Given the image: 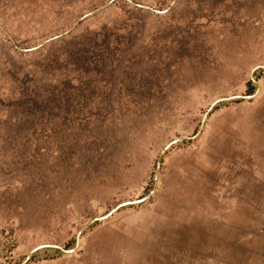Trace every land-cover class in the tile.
<instances>
[{
	"label": "rangeland",
	"instance_id": "374dc122",
	"mask_svg": "<svg viewBox=\"0 0 264 264\" xmlns=\"http://www.w3.org/2000/svg\"><path fill=\"white\" fill-rule=\"evenodd\" d=\"M259 64L264 0H0V264L70 249L146 195L163 146L232 94L253 95L214 104L151 195L79 241L85 264H264Z\"/></svg>",
	"mask_w": 264,
	"mask_h": 264
},
{
	"label": "water",
	"instance_id": "95a60500",
	"mask_svg": "<svg viewBox=\"0 0 264 264\" xmlns=\"http://www.w3.org/2000/svg\"><path fill=\"white\" fill-rule=\"evenodd\" d=\"M107 4L106 3H103L101 6L98 7V9H101L103 8L105 5ZM139 7H143L145 9H151L153 10L151 7L147 6V5H144V4H135ZM95 10H91V11H88L87 13H84L82 14L75 22L74 24H76L80 19H82L83 17H85L86 15L94 12ZM72 28V26L70 27V29ZM69 29H67L66 31H63L61 33H58L48 39H51V38H54V37H58L66 32H68ZM46 39V40H48ZM258 67H262L264 68V65H256L255 67H253L250 72H249V77L250 79L256 83V81L254 80L253 78V75H252V72L255 68H258ZM255 90H257V85L255 86ZM253 95V94H251ZM251 95H240V94H232V95H227V96H222V97H217L215 99H213L209 105L207 106L206 110L204 111V113L202 114L201 116V121L199 123V127L197 128L196 132L194 134H192L191 136H187V137H179V138H175V139H172L170 141H168L164 146L163 148L159 151V153L157 154V159H156V163H155V171H154V176H153V181H152V184H151V187H150V190L148 191V193L146 195H144L143 197L141 198H138V199H135V200H129V201H123V202H120L118 204H116L114 207H112L108 212H106L105 214L103 215H100V216H97V217H92L91 219L87 220L85 223H83L79 228L78 230L76 231L75 233V236H74V241H73V247L70 248V249H64L62 246L60 245H57V244H52V243H45V244H39V245H36L34 246L33 248H31L29 251H27V253L25 254L24 258L22 259V261H20L18 264H23L25 263L28 258L32 255V253L37 250L38 248H41V247H53V248H56L62 252H69V251H72L78 244L79 242V237L80 235L82 234V232L87 228L89 227L91 224L101 220V219H105L106 217H108L111 213H113L116 209H118L120 206H123V205H126V204H131V203H139V202H142L143 200L147 199L152 191L154 190V186L156 184V179H157V175H158V170H159V167H160V163H161V157H162V154L164 153V151L172 144V143H176V142H180L182 141L183 139H189V138H192L194 137L197 133H199L201 131V127L203 125V121L204 119L206 118L207 114L209 113V111L211 110V108L213 107L214 104H216L217 102L219 101H223V100H228V99H231V98H237V97H249Z\"/></svg>",
	"mask_w": 264,
	"mask_h": 264
},
{
	"label": "crops",
	"instance_id": "0c3cea01",
	"mask_svg": "<svg viewBox=\"0 0 264 264\" xmlns=\"http://www.w3.org/2000/svg\"><path fill=\"white\" fill-rule=\"evenodd\" d=\"M80 251L78 253V256H71V257H59L56 258L53 262L50 264H85V235L81 237L80 239ZM115 261V260H114ZM121 264V262H113L111 260L109 264Z\"/></svg>",
	"mask_w": 264,
	"mask_h": 264
}]
</instances>
